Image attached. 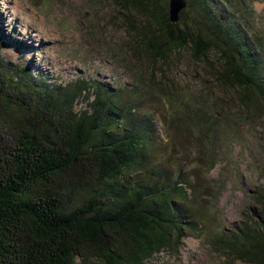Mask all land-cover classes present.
I'll return each instance as SVG.
<instances>
[{"label": "trees", "instance_id": "trees-1", "mask_svg": "<svg viewBox=\"0 0 264 264\" xmlns=\"http://www.w3.org/2000/svg\"><path fill=\"white\" fill-rule=\"evenodd\" d=\"M112 1L143 44L148 71L183 49L196 60L214 52L216 84L244 93L241 106L264 104V28L254 27L250 0H185L176 23L167 0ZM12 44L0 32V50ZM134 77L128 91L94 80L51 84L0 54V264H145L176 252L202 227L214 247L264 264V192L255 198L260 210L236 232L208 225L193 200L201 198L198 184L148 164L153 131L138 116L145 91L142 75ZM128 92L136 97L124 99ZM79 100L86 107L77 111ZM167 102L182 109L181 99ZM201 118L194 113L189 121L207 127ZM201 157L206 172L211 158Z\"/></svg>", "mask_w": 264, "mask_h": 264}, {"label": "rangeland", "instance_id": "rangeland-1", "mask_svg": "<svg viewBox=\"0 0 264 264\" xmlns=\"http://www.w3.org/2000/svg\"><path fill=\"white\" fill-rule=\"evenodd\" d=\"M250 4L254 27L264 28V0ZM123 14L112 0H0V32L13 42L0 54L51 84L94 80L128 91L135 88L139 72L145 94L137 96L142 98L138 116L149 120L153 131L148 164L180 171L189 184H198L201 198L193 200L203 206L208 225L235 230L260 210L255 198L264 192V104L252 99L241 106V92L216 84L214 52L196 60L183 49L170 57V64L148 71L147 52L123 25ZM132 17L142 30L144 22ZM128 95L136 97L128 92L123 98ZM179 99L182 109L167 108V100ZM74 107L78 111L86 103L79 100ZM194 113L203 116L199 122L207 127L191 125ZM207 152L212 167L204 172L208 164L201 156ZM187 191L192 195L190 187ZM206 231L202 227L184 237L176 252L164 250L145 264H251L214 247Z\"/></svg>", "mask_w": 264, "mask_h": 264}, {"label": "water", "instance_id": "water-1", "mask_svg": "<svg viewBox=\"0 0 264 264\" xmlns=\"http://www.w3.org/2000/svg\"><path fill=\"white\" fill-rule=\"evenodd\" d=\"M186 6L185 0H168V19L170 23H176L179 14Z\"/></svg>", "mask_w": 264, "mask_h": 264}, {"label": "bare ground", "instance_id": "bare-ground-1", "mask_svg": "<svg viewBox=\"0 0 264 264\" xmlns=\"http://www.w3.org/2000/svg\"><path fill=\"white\" fill-rule=\"evenodd\" d=\"M26 42H27L28 45H30V43H31L30 40H27ZM237 229H238V225H237V227L235 228V230H233V231H225V232H227V233H233V232H236Z\"/></svg>", "mask_w": 264, "mask_h": 264}]
</instances>
